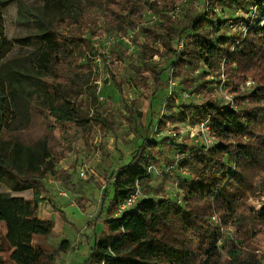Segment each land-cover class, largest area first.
Wrapping results in <instances>:
<instances>
[{
	"label": "rangeland",
	"instance_id": "obj_1",
	"mask_svg": "<svg viewBox=\"0 0 264 264\" xmlns=\"http://www.w3.org/2000/svg\"><path fill=\"white\" fill-rule=\"evenodd\" d=\"M39 3L42 0H0V155L8 163L12 143L50 152L41 165L43 174L36 178L42 182L37 216L52 221L53 229L33 238V244L48 251L59 249L50 264L61 259L73 264L76 257H84L85 236L91 235L95 219L100 236L115 241L126 222L115 230L108 220L137 213L140 201L150 197L172 204L160 211L155 236L179 252L188 246L182 263L240 264L249 259L248 264H264V220L255 213L264 208L263 99L250 100L260 110L249 138L252 158L231 163L230 171L242 173L245 181L236 183L230 196L217 192L214 197L202 190L190 194L184 184L198 179L193 167L184 165L191 149L219 143L208 121L192 123L194 111L189 107L208 100L227 106L230 92L252 93L260 77L258 63L246 58L237 70L229 64L225 73L203 62L172 69L171 48L182 50V38L191 33L183 32L184 27L202 11L203 0H78L77 17L69 10L64 20L54 22L62 48L57 64L52 71L40 70L35 62L37 40L31 36L36 31L21 24L31 5ZM171 9L175 18L164 22L159 11ZM223 9L220 16L228 19L245 12ZM171 34L181 38L173 46L166 40ZM227 75L233 80L229 89ZM12 89L26 96L28 114L10 122ZM65 99L74 101L77 116L64 109L68 116L62 117ZM183 112L186 120H181ZM142 145L153 162L149 180H137L126 198L112 202L116 169L129 164ZM5 163L15 177L0 176V192L35 201L32 188L11 187L26 175ZM132 195L131 204L124 206ZM6 234V222L0 221L2 264H17L11 259L16 248L10 247ZM161 247L147 245L142 253L167 264L180 263L182 259Z\"/></svg>",
	"mask_w": 264,
	"mask_h": 264
},
{
	"label": "trees",
	"instance_id": "obj_2",
	"mask_svg": "<svg viewBox=\"0 0 264 264\" xmlns=\"http://www.w3.org/2000/svg\"><path fill=\"white\" fill-rule=\"evenodd\" d=\"M263 3L264 0H210L209 2L211 13H216L217 8L221 9L222 6L246 10L250 4H259L264 10ZM69 10L71 17H77L80 11L78 0H42V3L31 5L28 16L25 17V22L21 20L24 22L21 24L30 25L36 31L31 36L37 40L35 62L40 70L52 71L57 64L58 54L61 53L62 48L54 22L64 20ZM173 11V9L169 12L159 11L164 18V22L165 19L167 22L171 18H175ZM209 15V12L203 13L200 11L197 18L184 27L183 32L191 31V33L182 38L183 48L181 51L171 48L175 54L172 69L178 68V66L188 68L195 65L197 67L203 62L211 70L225 73L229 64H232V68L237 70L246 58L248 60L252 59V61L255 60L258 63L257 67L260 69L258 74L260 77L256 76L258 84L252 93L246 92L234 96L228 90L232 95L234 107L229 101H227V106H224L221 102L214 100H208L202 105L189 107L190 110L194 111L191 115L192 123L199 124L208 121L210 132L219 139V143L207 147L199 144L191 149L184 165L193 167L198 179L193 183L184 182L186 189H189L190 194H197L202 190L200 192H203L206 196L214 197L217 192L226 193L230 196L234 188H237L236 183L245 181L242 173L237 174L234 170L230 171L232 168L231 163L239 164L242 160L252 158L249 138L253 133L254 118L260 115V110L258 111L257 106H253L251 101L258 98L264 100V83H262L264 81V66L262 65L264 64V27L252 28L246 37L242 35L239 37L237 34L228 35L227 19L222 18L218 24H214L208 17ZM174 29L170 32L176 31ZM162 36L164 37V35ZM170 36H166V40L167 43L172 40V46L181 40L180 37H177L179 35H174L173 39L168 38ZM29 38L31 37H26V39ZM239 40L241 41L238 43ZM3 42H7L9 45L8 41L3 40ZM228 75L225 78V83L229 89L233 80ZM161 76L162 71L157 76L156 81L161 82ZM11 96L13 103L10 122H13L20 115L25 116L24 114H28L26 105L28 102L25 103L26 96H23L16 89L11 90ZM242 101L244 103H241ZM64 109L73 111L75 116L79 113L74 106V101L68 99H65L60 107V114L63 112L62 117H67V112L63 111ZM180 114L182 116L181 120L187 119L184 112ZM244 138L246 139L243 140ZM155 141V139H151L150 143H155ZM232 146H234V149H232ZM142 148L143 145L132 157L129 164L116 169L114 176L115 194L111 200L112 202L126 198L137 180L142 183L149 180L150 175H148V172L153 162L143 154ZM9 149L8 163H5L2 155H0L2 161L7 165L10 164V167L20 170L22 175H26L22 179L23 181L17 180L11 187L14 190L32 188L35 191V201L0 192V221L6 222L7 242L10 247L16 248L11 255V259L17 264H50L55 260L59 249L48 251L41 245L33 244L35 236H47L53 229L52 221L37 216L42 182L36 178L43 174L41 165L50 157V152L47 150H41V153L36 152L32 150L33 148L21 143H12ZM234 153H236L235 156ZM2 161H0V176L3 178L15 177L13 172L5 170ZM103 200H105V195ZM139 206L137 213H125L122 217L108 220L115 230H122L121 223L126 222L125 230L112 242L103 239L98 233L96 224L99 219L93 221L91 235L85 236L87 242L91 245V252L83 264H167L160 261V257L156 255L151 258L145 256L142 250L147 245L151 248L162 246L160 248L162 251L169 250L172 255L182 259L179 264H184L182 263L185 258L183 253L185 250L190 251L187 245L186 248L184 244L180 248L181 252H179L177 247L162 243L164 240L159 241L155 236L160 211L164 207H172V204L166 202L165 199L156 200L150 197L141 200ZM255 213L264 220V208ZM146 235H152L153 237L147 242L144 239ZM234 252L241 254L242 251L235 250ZM235 253H233V256H235ZM248 262L249 259L240 264H248ZM2 263L3 259L0 256V264ZM208 264L213 263L208 262Z\"/></svg>",
	"mask_w": 264,
	"mask_h": 264
},
{
	"label": "built area",
	"instance_id": "obj_3",
	"mask_svg": "<svg viewBox=\"0 0 264 264\" xmlns=\"http://www.w3.org/2000/svg\"><path fill=\"white\" fill-rule=\"evenodd\" d=\"M210 0H203V9L201 12L203 13H210L208 16L214 24H218V22L222 19V16H220V13H223L224 10H221L220 8H217L216 13H211L210 9ZM264 6V3H263ZM242 16L234 19H227V27H228V35H234L237 34L239 37L242 35L243 37H246L248 32L252 28H262L264 27V10L262 9V6L259 4H250L246 10H244ZM241 40L237 41L238 43ZM183 48V43L181 44ZM227 101L231 102L232 107H234V102L232 100L231 96H227ZM85 172L82 170V175H84ZM134 195H132L125 204H131V201L133 200Z\"/></svg>",
	"mask_w": 264,
	"mask_h": 264
},
{
	"label": "crops",
	"instance_id": "obj_4",
	"mask_svg": "<svg viewBox=\"0 0 264 264\" xmlns=\"http://www.w3.org/2000/svg\"><path fill=\"white\" fill-rule=\"evenodd\" d=\"M96 229H97V227H96ZM85 240H86V237H85ZM86 242H87V240H86ZM87 247H88L87 248L88 251L86 252V254L84 255V257H82L81 259H79V261H78V257H76V259H73L72 260V263L73 264H83L84 260L87 259V257L90 255V252H91V245L88 242H87ZM59 264H64V259H61V261L59 260Z\"/></svg>",
	"mask_w": 264,
	"mask_h": 264
}]
</instances>
